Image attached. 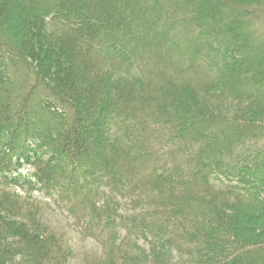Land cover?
I'll return each mask as SVG.
<instances>
[{
  "label": "trees",
  "instance_id": "1",
  "mask_svg": "<svg viewBox=\"0 0 264 264\" xmlns=\"http://www.w3.org/2000/svg\"><path fill=\"white\" fill-rule=\"evenodd\" d=\"M263 11L0 0V264H264Z\"/></svg>",
  "mask_w": 264,
  "mask_h": 264
},
{
  "label": "rangeland",
  "instance_id": "2",
  "mask_svg": "<svg viewBox=\"0 0 264 264\" xmlns=\"http://www.w3.org/2000/svg\"><path fill=\"white\" fill-rule=\"evenodd\" d=\"M260 23L264 25V20L260 21ZM45 200L48 201L47 198ZM42 211L43 220L48 224L49 228L64 234L67 239H70L67 241L72 244L74 250V257L70 264H87L96 254H99L100 247L98 243L91 238H84V236L79 234L78 228L80 226L77 223L75 224L65 211L50 204L44 205Z\"/></svg>",
  "mask_w": 264,
  "mask_h": 264
}]
</instances>
